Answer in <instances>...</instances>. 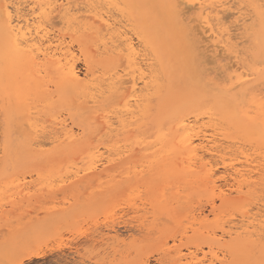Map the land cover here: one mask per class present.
Here are the masks:
<instances>
[{
    "label": "rangeland",
    "instance_id": "rangeland-1",
    "mask_svg": "<svg viewBox=\"0 0 264 264\" xmlns=\"http://www.w3.org/2000/svg\"><path fill=\"white\" fill-rule=\"evenodd\" d=\"M105 1L107 3L109 1L108 5L103 3L104 0H102L101 5L98 1L100 8L97 3L94 5L98 10L105 9L106 5L107 8L112 7L111 14H113V18L116 20L119 18L117 20V24H119L117 30L128 32V37H133L132 40L135 44L139 41L137 52L141 55L136 63L141 64L140 66L138 64L137 67H140L142 71H146L144 73L153 80L151 90H144L145 92L139 90L141 95H146L143 104L147 105V111L144 112V108H135L137 113L133 115L121 111V109H126L124 108L126 102L122 98H116V96L126 95L128 92L126 93V90L123 89L113 97L110 92L106 91V89L109 90L106 87L109 81H103V78L108 79L115 71L123 73V70H127V66L128 71L130 70V57L128 54L125 57L128 49L127 47L123 48V45L127 43L117 42L116 48L110 49L117 51L119 46L118 49L123 54L119 50L116 53L111 51L113 54H110L109 51L106 52L105 50V45L110 43L108 38L111 37L106 31L105 34L104 31L100 32L104 37L98 35L99 31L97 33V30L88 31L83 29V32L79 33L82 29L81 26H79V31L77 26V29L75 28L78 33L75 32L74 28L72 29L71 36L75 35L68 38V40L73 39L75 49L78 50L80 46L87 57L95 55L90 62H92L97 81L100 82L101 80L100 83L103 84L102 88L105 91L103 96L98 97L96 103L91 102L90 99V93L94 91L89 90L87 92L89 98L86 97L87 93L77 94L73 91H68L62 95L57 86L52 81H48L50 79L47 80V87L44 88L46 97L49 99V106L37 95H32L29 114L22 106L17 107L14 101H11V104L8 103V108L7 104L1 100L2 97H0V106H5L4 112L1 111L2 107H0V264H192L191 259H189L191 252H197L196 254L200 256V259L203 258L200 249H204L203 251L208 253V246L212 243L207 234L208 232L217 229L219 231L223 224L226 227L233 225V223L239 225L243 220L242 218H246L248 215V218H246L248 220L249 215L252 213L250 219H258L257 215H264V193L262 192L264 191V178L260 179V176H254L253 184L245 187L242 191V198L245 196V199L248 197L250 199V196H252L251 203H248V199L246 201L240 196L237 199L238 194L234 192L232 197L236 195L234 197L235 201L223 204L209 192L211 188L209 182H207L209 191L206 189L204 181L200 178L201 175L205 174L204 170L199 168L193 173L185 172V176L172 173L177 167H187V163H183V159L187 157L186 150L179 141L182 130L179 128L178 122L179 118L183 116H185L184 119L193 120L195 118L194 121L197 119L198 125L202 126L209 135L215 134L217 140L220 141L219 143L222 144L223 142L222 147L225 149L227 147L226 153L228 152L224 155L225 158H229L225 159L227 166L237 164V167H240L238 164L245 161V155L256 159L257 163L259 161L258 164H264V142H260L259 139L251 136L247 127L234 118L243 109H249L250 115L255 116L256 107L254 105L253 107L249 106L253 98L264 103V41L262 38H257L261 24L256 19L253 11L250 10L252 7L249 6L248 2L243 3L244 5L236 4L234 6V9L243 6L242 12L249 14L246 20L251 22L238 23L236 20L238 14H234L236 11L227 13L229 15L227 21L230 23H226V25H229L228 27L233 24L231 27L234 28L235 24H238V26L241 24L239 28L237 25V28H234L236 29L234 33H238L235 35L239 38L235 39V44L237 49L241 50L240 64H243L246 70L256 71V75L253 77L254 80L249 85L239 87L235 84L237 87H234L233 83L236 80L234 74L239 67L236 61L227 54L226 57L232 59L231 61L225 57V54L219 53L217 57L211 53L209 50L212 48L208 47L210 44L208 41L206 42L207 38L202 39L204 34L201 32L202 35H200V30H194L195 36L192 41L185 38L183 32L180 31L172 19L168 7L156 0ZM92 2L95 3V0ZM184 7L182 5L180 8L183 9ZM107 8L105 12L108 10ZM184 9H187L186 12L189 11L187 14L185 13L184 18L192 23L193 29H196V27L198 29V26L194 27L195 24L198 25L196 20L198 16L197 9L191 8L189 10L186 7ZM115 13L118 14L115 15ZM252 15L253 17H251ZM52 21L56 23V25L54 24L56 27L54 30L68 32L67 34L71 32V29L67 31L68 28L60 23L58 18H54ZM120 26L121 29H119ZM140 43L141 45H139ZM119 44H123L122 49ZM107 46H110V44ZM91 47L93 53H90V49L92 52ZM206 47H208V51L205 49ZM123 49H126L125 53ZM139 49L142 50V53ZM76 53L78 60H80L77 61L78 70L85 73V57L79 51H76ZM199 54L201 56H198ZM121 56L123 57L122 60L118 58ZM204 60L205 62H203ZM208 60H212L214 64ZM200 62L202 63L200 64ZM208 63L209 65H207ZM232 63L236 65L234 66ZM235 67L237 68L235 69ZM215 68H218V70ZM219 71L220 73H218ZM50 75L56 77V70H51ZM143 88V84L140 83L139 89ZM229 88H231V91L227 92ZM85 100H90V102L88 103ZM81 106L82 108L87 107L86 110L82 109ZM84 111L86 112L84 113ZM58 117H62V119H58ZM48 118L53 119L49 120ZM65 118L69 120L70 124H74L75 128L80 129L81 143L79 142L80 144L77 145V150L71 152L70 150L58 151L49 144L47 147L44 145L40 148L46 153L35 150L33 142H48L49 139L55 137V135L57 136L55 133L56 123L54 124L53 120L58 119L56 122H59V120L62 121ZM102 118L109 124L111 121V124L114 122L112 127L115 129H112L115 131H112L113 133L102 129H105V123H100L103 120ZM71 119L72 121H70ZM16 122L18 124L20 122L22 128ZM33 123L35 124L33 125ZM27 124L29 128L32 125L30 129L36 126L38 129L45 127V133L41 134L39 132L40 139H33L34 135L30 136L32 134L31 130L26 129ZM101 124H103V127ZM50 125L52 126L50 127ZM116 125L118 126L116 127ZM53 127L55 128L52 133ZM24 128L25 131H23ZM177 128L178 130H176ZM17 129H19V133L14 132ZM130 129L132 132L129 131ZM28 131H30V134ZM95 134L100 137L95 138ZM162 134L165 135L163 139L160 138ZM101 141H104L103 144ZM30 148L31 150H29ZM161 152H164L165 156ZM229 152L233 155L238 153L239 156L235 155L236 157H233ZM64 156L65 158H63ZM209 157L211 158L208 155ZM215 157L213 160L216 159ZM60 158L63 159V162ZM221 162L220 157L215 161L216 167L220 165L217 170L215 169V173H217L215 179L219 177L216 181H220L218 184H222V179H224L222 177L227 175L224 173L226 165L221 164ZM77 173H80V175H76ZM218 173H221L220 176H218ZM223 174L226 175L222 176ZM257 177L259 180H256ZM254 179L257 184L254 183ZM258 184L260 185L256 187ZM187 187H190V189L186 190ZM246 191L252 192L247 193ZM258 195L260 196L258 197ZM255 197L258 199L255 200ZM171 200L178 202H172ZM213 200L216 201L215 213L210 214ZM170 201L174 206L183 203L182 206L187 207V209L183 207L186 212L183 209L180 211L184 216L183 218H181L179 210L176 214V209ZM246 202L248 206L243 204ZM180 205L177 207L181 209ZM188 206H193V208L191 207L190 210ZM172 208L174 209L172 210ZM170 210H172V214H169ZM187 210H190V213ZM202 210L205 212L202 218L206 219L204 225L191 226L194 220L192 215L198 217L199 212ZM186 213L192 215H188L186 218ZM254 213L257 215L255 216ZM161 218L165 220L163 221ZM154 219L159 220V223ZM218 225L220 227L217 228ZM257 241L256 244H250L247 252L242 255L241 250L235 245H230L227 248L225 245L223 249L227 254L226 264H264V234L259 236ZM179 253L187 254L185 257H189L187 258L189 261L186 258L180 260ZM37 254L40 256L35 257ZM222 254L220 253L221 258L224 255ZM208 258L210 257L208 256ZM204 262V264L211 263L210 260Z\"/></svg>",
    "mask_w": 264,
    "mask_h": 264
},
{
    "label": "bare ground",
    "instance_id": "bare-ground-1",
    "mask_svg": "<svg viewBox=\"0 0 264 264\" xmlns=\"http://www.w3.org/2000/svg\"><path fill=\"white\" fill-rule=\"evenodd\" d=\"M92 1L93 0H0V97H2L1 100L4 101L5 104H7L8 108H9L8 103H10L11 101L12 102L14 101L15 104L17 105V107L22 106L23 109L25 111H27V114H29L28 112H29V109L31 106L30 101H31L32 95H37L38 97H40V99H42V101L45 104H47V106H49V104H48L49 99H47L46 90L44 89L46 84L48 83V81H52L57 86V88L60 90L62 95H64L68 91H73L77 94H86L89 90L94 91L93 93H90L91 94L90 99H91V102H93V103H96L98 97L103 96V94H105V91H103V88H102L103 84L100 83L101 80H100V82H99V80L97 81V78L95 76V71H94V68L92 66V62H90L91 58H93L95 55L92 54L93 56L87 57L86 53L84 52V50L80 46H79L78 50L75 49L73 39L70 41L68 40V38H71L75 35V34H73L71 36V33H73L72 29L74 28L75 32H77L76 29L78 28V31H79V26H81L82 29L80 28L81 32H79V33H82L83 29L88 30V31L97 30V33L99 31L98 35H100V36H103V35H101L102 31H104L103 32L104 34L107 32V34L110 35L111 37L108 38V40L110 39V43L106 42L107 44L105 45V47H106L105 50H106V52L109 51L110 54H113V53H111L112 50H110V49H112V48L115 49L117 42H119V43L126 42L127 43L126 45L124 43H123L124 45L123 44L122 45H123V48L127 47V49H128V51L126 53H125L126 49H123V50L125 53V57L127 56L126 54H128L130 57V62H131L130 66H129L130 70L128 71V68H127L128 66H127L126 67L127 70H123V73H121V71L120 72L115 71V73H113L112 75L110 74L111 75L110 77L107 76V77H109L108 79L106 77L103 78V81L104 80L109 81V82H107L108 83L107 86L105 85L106 87L109 88V90L106 89V91L110 92L113 95V97L115 94L119 93L120 90L124 89V90H126V93L128 92V94H126V95L125 94H122L119 96L115 95L116 98H119V99L122 98L126 102L125 103L126 107H124L126 109H121V111L123 110V112L124 111L127 112L126 114H131V115H133L134 113L135 114L137 113V111H135V108H137V109L144 108L143 109L144 112L147 111V108H148L147 105L143 104L146 100V95H141L139 93V90H140V92L142 90L143 91L149 90L150 87H153V80L151 77L147 76L144 73L146 71H142V69L140 67H137L139 63H136V62H138V59L140 58V55H141V54H139V52H137V48L139 47V46L137 47V45H138L139 41H137V44H135L134 41L132 40L133 37L131 36V34H130V36L132 38L128 37V35H129V34H127L128 32L126 33V31L121 32V31L117 30L118 29L117 25H119V24H117V20H119V18L117 20L115 18H113L114 16H113V14H111L112 13V11H111L112 7L107 8L109 1H108V3L105 0L103 2L104 4H107L105 6L108 9V10H106V12H105L106 8L105 9L103 8L104 6L103 7L101 6L103 9H100L101 10L100 11L94 5L96 3L98 4L99 3L98 1H100V5H101L102 0H95V3H93ZM156 1L162 3L163 5H165L166 7L169 8V11H171L172 19L174 20V22L176 23V26L180 29V31L183 32L185 38H188L192 41V38L195 36L194 30H198V31L200 30V33L202 32L204 35L207 36V37H205L203 35L202 39L205 40L204 38H207L206 42L208 41V43L210 44L208 47L212 48L211 50H209V51H211V53H213L216 56H217V54L222 53V54H225V57L227 54L230 56V58H232L236 61V64L239 65V67L238 68L235 67V69L237 68L239 73H237L238 71H235L237 74L236 73L234 74V76L236 78L235 82L233 83L234 87H237V86L244 87L246 85H249L250 82H252L254 80L253 77L256 75V71L246 70L245 66L243 64H240V55H241L240 51L241 50L239 51L237 49L236 44H235V39L238 38L236 35L238 33L237 34L234 33L236 31V29H234V28L235 27L237 28L238 24H235L234 28H233V26L231 27V25H233V24L230 25L231 28L228 27L229 25L228 24L226 25V23L228 22L227 20H228V16H229L227 13H230V12L233 13V11H236V12H234V14L235 13H236L235 15L238 14V17L236 19L238 21V23L250 21V20H246L247 17L249 16V14L247 15L246 13L242 12L243 6L241 8H235L234 9V6L236 4L242 5L243 3L248 2L249 6L252 7V9H250V10L253 11L256 19L261 24V28H260V31L258 32L257 38L258 39L262 38L264 41V0H156ZM112 3H111V5H113ZM182 5H184L189 10L191 8L197 9L198 16H197V19L196 18L195 19L197 20L198 25L195 24L194 27L198 26V29H197V27H196V29H193L192 23L184 18L185 13L187 14V12H189V11L186 12L187 9L185 10L184 9L185 7L183 9L180 8ZM245 6H246V4H245ZM98 7H99V4H98ZM244 9H246V8H244ZM115 10H116V8H115ZM249 11H247V12H249ZM117 14L115 13V15H117ZM230 15L232 16L233 14H230ZM251 17H253V15ZM251 17H249V18H251ZM54 18H58L59 22L62 23L64 26H66V28L69 29V30L67 29V31H70V29H71V32L69 34H67L68 32L65 33V32L54 30V29H56V27H55L56 23H54L52 21V19L54 20ZM229 19H231V18L229 17ZM120 20H122V19H120ZM190 20H192V19H190ZM233 21H235V20H233ZM121 23L122 22L120 21V24ZM125 23H126V21H125ZM57 24H58V22H57ZM59 25H61V24H59ZM240 25L241 24H239V26ZM76 26H77V28H76ZM121 26L119 29H121ZM124 26H123V28H124ZM239 26H238V28H239ZM249 26H251V25H249ZM85 33H86V31H85ZM97 33H95V34H97ZM200 33H198V34H200ZM202 33L200 35H202ZM106 35H105V37H107ZM94 39H96V38H94ZM105 39H107V38H105ZM105 41H107V40H105ZM100 42H102V41H100ZM109 44H110V46H107ZM192 44H193V42H192ZM239 44H240V42H239ZM119 45H121V44H119ZM122 45H121V49H122ZM139 45H141V43ZM203 46H205V45H203ZM99 47L101 48V46H99ZM108 47H110V48H108ZM118 47H117V51L119 50ZM208 47L205 48L207 51H208V49H207ZM76 51H79L82 54V56L85 57V62H84V64H85L84 72L85 73H81L80 70H78L77 61H80V60H78V58H77L78 55H77ZM117 51L115 50L112 52L116 53ZM140 51L142 53V50H140ZM119 52H120V50H119ZM90 53H93V48H92V52L90 49ZM104 53H105V51H104ZM120 53L123 54L122 52H120ZM94 54H95V52H94ZM200 54L198 56L202 55V54L201 55ZM116 55H118V54H116ZM116 55H114V56L116 57ZM207 55L210 56L209 54H207ZM129 57H128V59H129ZM118 58H121V60H122L123 57L121 56ZM226 58L228 59L229 57L227 56ZM230 58L228 59L229 61L232 60V59L230 60ZM202 59H204V58H202ZM148 60H150V59H148ZM208 61H211V63L214 64V62H212V60H208ZM235 61H234V63H235ZM203 62H205V60ZM143 63H145V62H143ZM143 63H142V65H143ZM201 63L202 62H200V64ZM206 63H207V60H206ZM260 63H262V62H260ZM140 64H139V66H140ZM236 64H233V65L235 66ZM207 65H209V63ZM145 67H147V66L145 65ZM118 68H120V67H118ZM208 68L210 69V67H208ZM232 68H234V67H232ZM215 69L218 70V68H215ZM51 70H56V72H57L56 77H51V75H50ZM120 70H122V69H120ZM205 70L207 71V68ZM211 70H214V69H211ZM148 72H149V70H148ZM218 73H220V71ZM219 76H220V74H219ZM48 79H50V80H48ZM224 79H227V78H224ZM140 83L143 84V87H144L143 89H139ZM235 84L237 86H235ZM230 91H231V88H229L227 90V92H230ZM143 94H145V93H143ZM88 95H89V93H87L86 97H88ZM112 95H111V97H112ZM83 96H85V95H83ZM50 100H52V99H50ZM72 101H76V100H72ZM76 102H78V101H76ZM86 102L89 103L90 100H87ZM114 102H115V100H114ZM40 103H41V101H40ZM45 104H44V106H45ZM74 105H75V103H74ZM253 105L256 107L255 116L250 115L249 109H243L242 111H240L239 114L234 116V118L238 119L241 123H243L247 127L251 136L255 137L256 139H259L260 142H264V103L261 102L260 100L256 99V98H253L252 101H250L249 106L253 107ZM12 106L15 107L14 105H12ZM0 107H2L1 111L4 112L5 106L1 105ZM87 107H83V108L86 110ZM75 108H77V107H75ZM81 108H82V106H81ZM113 109H114V107H113ZM115 109H116V107H115ZM85 112L86 111H84V113ZM110 112H112V111H110ZM116 112L118 113L119 111H116ZM8 113H9V110H8ZM231 113H233V112H231ZM30 114H32V113L30 112ZM228 115H230V114H228ZM24 116H26V115H24ZM31 116H33V114ZM55 116H52V117H55ZM109 117H107V118H109ZM184 117L185 116L179 118L180 120L178 122V125H179V128L182 130L179 141L183 144V147L186 150V156H187L185 159H183L184 160L183 163L184 164L187 163V165H186L187 167H185V166L182 168L177 167V168H175V170L172 173H175L178 175L183 174L185 176V174H184L185 172L186 173H189V172L193 173L196 169H199V168L201 170H204L205 174L201 175L200 178H202V180L204 181L203 183L205 184L206 189L209 191V188L207 186V184H208L207 182H209L211 184V188H210L209 192H211L216 197V199L219 200L223 204H229V203H232L235 201L234 197L236 195L232 197V194L234 192H236L238 194L237 199L240 198L241 195L243 194L242 193L243 189L245 187L251 186L253 184L252 180H253L254 176H258V177L260 176L259 177L260 179L264 178V164H258L259 161L257 163L256 159H253L249 155L244 156V158H245L244 162H239L240 164H238V165H240V167H237V164L236 165L231 164V165L227 166L228 164L225 163V159L227 160L229 158L224 157V155L228 154V152L226 153L227 147H226V149L224 147H222L223 142L221 141L222 144H220L219 143L220 141L217 140V137H215V134L209 135L203 129L202 126L198 125L199 122L197 121V119H196V121H194L195 120L194 117H193L194 118L193 120L192 119H184ZM23 118H25V117H23ZM68 118H70V117H68ZM103 118H105V116H103ZM107 118H106V120H108ZM48 119L52 120L53 118H48ZM58 119H62V117L61 118L58 117ZM98 119H100V118L98 117ZM31 120H30V122L32 123ZM211 120H212V118H211ZM56 121L53 120V123L54 124L56 123V126H55L56 132L55 133L57 134V136L55 135V137H53L51 139L48 138L49 139L48 142H42V141H36L35 143L33 142V146H35V148H34L35 150L39 151L40 153H46V151H43L40 148L44 145H46V147H47L48 144L51 145L53 149H56L58 151L59 150L60 151L70 150V152H71V151L77 150L76 149V148H78L77 145L81 143L80 142V134H79L80 129L75 128L73 126L74 124L73 125L70 124L69 120H66V118L62 121L59 120V122H56ZM70 121H72V119ZM97 121H99V120H97ZM102 121L100 123H105L104 124L105 129L102 128L103 130H109L107 132H110V133H113L112 131H115L112 129V128H114V127H112V126H114L113 125L114 122L111 124V122H112L111 121L109 124V122L104 121V119ZM47 122H49V121H47ZM51 123H52V121H51ZM7 124H8V122H7ZM23 124H25V123H23ZM34 124L35 123H33V125ZM211 124L213 125V122ZM18 125H20V122ZM102 125L103 124H101V126ZM20 126H21L20 128H22V125H20ZM51 126L52 125H50V127ZM117 126L118 125H116V127ZM119 126H121V125L119 124ZM36 127L35 128L33 127V129H30V128H32V125L29 128L28 124H27L26 129L29 128L31 130V133H32L30 136L32 137V135H34L33 139L37 138L36 140H38L41 137V135H39L38 133L39 132H41V134L45 133V127H42L41 129H38ZM55 127H53V129H52V133L54 132L53 130ZM98 127H99V125H98ZM18 130L19 129L14 130V132L16 131L19 133ZM103 130H102V132H103ZM176 130H178V128ZM8 131H9V129H8ZM23 131H25V128ZM129 131L132 132L131 129ZM29 132L30 131H28V133ZM98 132H99V130H98ZM26 134H23V135L25 136ZM107 134H106V136H107ZM179 134H177V135L179 136ZM97 135L95 136V138L100 137ZM108 135H110V134H108ZM27 136H29V135H27ZM164 136L165 135L162 134L160 136V138L163 139ZM176 137H175V140H176ZM44 139H45V137H44ZM29 140H31V139L29 138ZM8 141H9V138H8ZM94 141H95V139H94ZM101 142L103 144L104 141H101ZM173 143L175 145H177L175 142H173ZM98 145H99V142H98ZM24 146H25V144H24ZM28 147H27V150H28ZM34 149H32V150L35 151ZM29 150H31V148ZM133 151H135V150H133ZM35 153H37V152L35 151ZM161 153H163V156H165L164 152H161ZM230 153L231 152H229V154ZM208 155L211 156V158L210 157L208 158ZM235 155L239 156L238 153H235ZM235 155H233V153H231V156L236 157ZM100 156H102V155H100ZM215 156H218L221 158V161H222L221 164L222 163L224 165L227 164L226 165V171L224 170L225 171L224 173H226L227 175L223 174L222 176H224V175H226V176L225 177L221 176L222 178H224V179H222L223 181L220 179L223 182L222 184L221 183L218 184V182H220V181H216L217 177L215 179V175L217 174L215 172H216L217 168L220 166L219 164L216 163L217 165H219L218 167H216L215 161L217 160L218 157H215ZM214 157L216 158L215 160H213ZM63 158H65V156ZM182 158H184V157H182ZM60 159H62V158H60ZM234 159H233V162L235 161ZM61 162H63V159L61 160ZM109 162H110V160H109ZM175 164H174V166L176 167L177 164L176 165ZM142 168H144V167H142ZM93 169H95V168L93 167ZM219 174H221V173H218V176H220ZM76 175H80V173H77ZM258 177L256 178V180L258 179ZM218 179H219V177H218ZM256 180L254 183L257 182ZM190 182H191V180H190ZM259 185L260 184L256 185V187ZM249 188H248V190H249ZM187 189H190V187L189 188L187 187L186 190ZM246 192L251 193L252 191H246ZM262 192L264 193V191H262ZM244 193H245V191H244ZM253 193H254V191H253ZM248 196H246V197H248ZM259 196L260 195H258V197ZM244 197L245 196H243V198L242 197L241 198L245 199ZM250 197H251L250 199H253L252 196H250ZM248 198H246L245 200L247 201ZM180 199H181V197H180ZM180 199H179V201H180ZM250 199H248V203L249 202L251 203ZM257 199L258 198L255 197V200H257ZM185 200H186V198H185ZM163 201H162V203H163ZM172 202H171V204H172ZM174 202H178V201H174ZM181 202H183V200H181ZM215 202L216 201L213 200V204L211 207L212 209L210 210V214L215 213V208H216ZM162 203H160V204H162ZM253 203H254V201H253ZM260 203H261V201H260ZM182 204L183 203H181V205H180V203L178 204V205H180V207H182L181 209L177 207L178 205L174 206L172 204L174 206V208L176 209L175 210L176 214H178V212H179L181 214V216H182V213L180 211H182V209L184 207V205L182 206ZM184 204H186V203H184ZM243 204H247V202L243 203ZM243 204H242V206H243ZM247 206H248V204H247ZM188 207L190 210H191V207L193 208V206H191V207L188 206ZM174 208H172V210ZM258 208H259V206H258ZM184 209H187V207H184ZM184 209H183V211H184ZM247 209H249V208H247ZM172 210H170L169 214H172L171 213ZM190 210L189 211L187 210L188 213H190ZM184 212H186V211H184ZM257 212H258V210H257ZM188 213L185 214L186 218L189 215ZM250 213H251V211H250ZM204 214H205V212L203 210L199 212L198 217H195L196 215L194 216V215L190 214L193 216V217L191 216L192 219H194L193 222L191 223L192 224L191 226H193V225L197 226L199 224L204 225V222H206V219L202 218V216ZM252 214L249 215V219H250V216H252ZM254 215L256 216L257 214L254 213ZM183 217L184 216H182L181 218H183ZM257 217H258V219L251 217L254 220L250 219L251 220L250 221L249 219L246 220V218H248V215H247L246 218H242L243 220H242L241 224H239V225L234 224L233 222H231V223H233V225H229V226L227 225L228 227L223 226L224 224L223 225L221 224L222 225L221 227L218 225L217 228L220 227L219 231H217L218 230L217 229L213 232L207 233L208 236L212 240V243L208 246V249H209L208 253L204 252L203 251L204 249H200L202 252L203 258L201 257V259H200V256L198 254H196L197 252L196 253L191 252L189 254L190 258L189 257H187V258L191 259L190 262L192 261V264H204L205 263L204 261H207V260H210V262H211L210 264H217V263L226 264L227 254H225V251L223 249L225 247V245H226V248L229 247L230 245H232V246L235 245L238 249L241 250V255L245 254L247 252L248 246L250 244H252V245L256 244V242H258L257 238H259V236L264 234V215H261V216L257 215ZM162 220L164 221L165 219H162ZM12 221H14V220H12ZM155 221H157V223H159V220H155ZM219 222H221V221L219 220ZM165 223H167V222L165 221ZM161 226H162V224H161ZM169 226H170V224H169ZM193 230H194V232L196 231L195 227ZM202 233H204V232H202ZM199 235H201V234H199ZM255 237H257V238H255ZM223 243H224V245H223ZM251 250H252V248H251ZM178 252H180V251H178ZM220 253L224 254V255L222 254L223 255L222 258L220 257L221 256ZM186 255L187 254H185V255L180 254L179 255L180 260L183 258H186L185 257ZM39 256H40L39 254L35 255V257H39ZM208 256L210 258H208Z\"/></svg>",
    "mask_w": 264,
    "mask_h": 264
}]
</instances>
